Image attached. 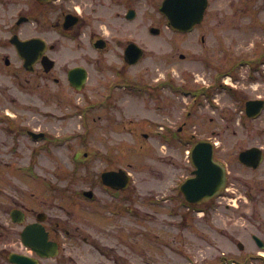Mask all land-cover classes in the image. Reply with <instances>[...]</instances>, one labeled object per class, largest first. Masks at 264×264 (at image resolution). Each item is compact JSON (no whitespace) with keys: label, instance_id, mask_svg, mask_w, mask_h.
<instances>
[{"label":"flooded vegetation","instance_id":"obj_1","mask_svg":"<svg viewBox=\"0 0 264 264\" xmlns=\"http://www.w3.org/2000/svg\"><path fill=\"white\" fill-rule=\"evenodd\" d=\"M163 2L164 0H0L1 169L11 164L10 161L16 162V159L10 160L7 157L4 159L5 155H9V153L5 154V151L12 152L25 141L37 142L48 139L46 130H41L40 127L32 124L36 119L40 121L41 116L48 117L50 112L41 109L43 104L46 106L65 102L73 97V92L85 90L90 80V71H94L96 76L100 77L96 79L97 84H104L107 76H115L116 82L130 84L136 82V68L144 58L145 50L151 44L160 45L163 49V46L170 44V35L186 38L196 31L200 35V48H205V31L198 32V30L205 26L208 13L210 14V0H208L209 4L203 21L193 26L188 32L178 31L170 26L169 15L161 9ZM178 9L179 16L185 17V9L180 7ZM210 18H213L215 23L217 13H211ZM210 33L214 36L217 30ZM214 44L217 45L216 38ZM139 48L143 56L139 61H134ZM179 58L184 60L185 57L180 54ZM165 63L171 65L169 61ZM244 66L247 73L245 82L249 86H252L253 82L262 86L264 84V53L260 57L257 56V59L246 58L243 60ZM164 71L167 77L172 75L168 69ZM214 81V84L210 80L211 83L204 82L199 87L190 89L195 91L197 96L192 99L193 105L197 102V107H200L203 100H207L212 109L217 108L216 104H213L216 103L214 98L217 94L216 85L220 88L224 87L223 83L216 79ZM169 83L170 80L167 78L162 82V86L168 87ZM79 86L83 88L78 89ZM236 91L235 88L233 93L237 94ZM110 97L111 95L107 97V100ZM255 99H264V97L258 94L247 97L245 93L243 99L241 98L245 120L256 121L264 112V110L261 111L256 118L247 116L250 110L246 109V104ZM100 102L101 110L105 111L108 107L107 101ZM192 109L193 107L186 112L188 116L192 114ZM245 126L248 138H251L253 134L256 135V130L252 126L247 123ZM192 137L194 136L186 137L181 127L173 129L168 126L162 132L161 138L167 150H174L177 154V162L166 159L169 161L168 166H172V170H176V173L173 176H167L160 174V170L149 171L152 177L160 176L162 184H159L156 193L153 191L148 193V198L142 201L143 208L147 209L144 212L139 213L133 206L138 201V194L132 179L124 181L123 178L117 177L114 185L126 187L115 189L105 184L103 175L107 171H115L119 168H104L100 172L98 178L100 190L102 193L109 194L111 199L117 200L118 203L102 204V200L98 203L93 200L88 202L99 212L95 210L93 212L98 215L97 221L90 216L85 219L87 224L97 226V236L87 233L81 238L82 244L88 247L87 259L95 258L97 264H138L135 226H138L139 220H143L142 217L146 215L152 221L155 216L150 210L162 207L163 211L160 215H163V227L170 228L168 230L172 231V236L166 235V238H161L160 242L157 235L151 232L144 234L147 238L142 239L145 243L140 251L145 258L142 264H197L202 258L204 261L200 264H264V216L262 214L257 213L259 216L257 219L261 224L258 228L261 230L262 237L251 233V242L244 244L228 228L231 224L219 225L215 222L218 214L230 213L242 217L245 215L243 218L247 224L255 226L248 218L247 212H236L230 207L222 209L215 206L216 202H220L217 198L223 196L226 187L210 201L201 203V199L197 198L194 204L186 202L185 180L193 177L195 170L186 152L195 145ZM10 141L13 142L11 147ZM217 148L218 145L213 147L215 160H218ZM252 148L261 150L262 160L256 168L245 165L243 167L249 171H261L260 177L264 179V145H250L244 150ZM170 157L172 158L173 155ZM107 159L113 161L112 156ZM162 162L166 167L165 160ZM227 180L228 176H226V186ZM247 184L249 190L244 195L246 202L248 200L254 202L256 199L252 191L254 188L250 181ZM161 188L166 191L161 193L164 196L154 200L160 197L157 193L161 192ZM22 193L16 190L10 195L0 190V264H10L11 254H27L38 258L22 243V233L28 224L42 220L47 240L58 244L59 255L64 252L59 235L62 233L61 236L64 239L74 237V234L71 235L67 229H61L60 233V223L55 222L56 219L49 217L44 211L26 206L25 196ZM155 194L157 195L154 196ZM198 194L200 197V193ZM233 196V194L230 195V200H233ZM122 215L131 216L136 221L135 225L130 224V229L126 226L122 227L118 222ZM151 221L146 220V223H152ZM235 224L232 222V225ZM201 231L206 232L208 236H203ZM190 232H194L193 238L187 234ZM211 234L214 241L211 240ZM256 236L260 242H257ZM226 245L227 249H225ZM230 245L235 246L236 252L228 249ZM69 248L74 250L75 247ZM41 250L47 253L45 249ZM201 250H204V253H201ZM64 257H67L65 264H79L71 255L66 256L62 253L56 258ZM208 258L211 259L206 260ZM56 262L63 264L58 259Z\"/></svg>","mask_w":264,"mask_h":264},{"label":"rangeland","instance_id":"obj_2","mask_svg":"<svg viewBox=\"0 0 264 264\" xmlns=\"http://www.w3.org/2000/svg\"><path fill=\"white\" fill-rule=\"evenodd\" d=\"M210 4L206 24L198 30L205 31V48H200V35L196 31L186 38L170 35V44L163 49L151 44L136 68V82L130 84L116 82L115 76H107L104 84H97L96 79L100 77L90 71L85 90L73 92V97L65 102L43 104V111L55 115L41 116L40 121L36 119L32 124L46 130L48 139L25 141L16 150L5 151L9 155L3 158L16 159V162L10 161L8 166L0 167V190L10 195L16 190L23 192L26 206L42 210L56 219L55 222L60 223L59 231L67 229L74 234L73 238L64 239L60 231L59 241L64 247L62 253L71 255L79 264H97L95 258L87 259L88 247L82 244L81 238L87 233L97 236V226L87 224L85 219L90 216L97 221L98 210L87 202L82 192L91 189L96 203L99 200L102 204L118 203L109 194L102 193L98 178L104 168H121L129 172L135 182L138 194V201L133 204L135 210L139 213L146 211L142 201L148 198V193H156L162 184L161 177H152L149 171L160 170V174L167 176L176 173L166 159L177 162V154L174 150H167L161 138L168 126L173 129L181 127L186 137L210 139L218 145L216 158L226 165L228 180L224 194L217 198L220 202L215 206L245 211L255 226L247 224L243 218L245 215L226 212V215L218 214L215 222L231 224L228 228L244 244L251 242V233L261 235L257 213L264 216V179L260 177L261 171L244 168L238 161V154L250 145H264V112L256 121L245 120L241 101L245 93L247 97L256 94L264 97V84L258 86L253 82L249 86L245 82L247 73L242 63L246 58L257 59L264 53V0H210ZM213 12L217 13L216 24L210 18ZM216 30L217 34L212 36L210 32ZM180 54L184 55V60L179 58ZM168 61L171 67L166 65ZM165 69L172 74L170 77L166 76ZM167 78L169 86L163 87L162 82ZM213 78L223 84L229 82L237 94L216 85V103L213 104L217 108L212 109L208 101L203 100V105L197 107L196 102L192 114L186 116L192 97L179 90L199 87L210 80L214 84ZM109 95L111 97L107 100ZM102 100L108 104L105 111L100 107ZM246 123L256 130V135L251 138L247 137ZM12 145L10 141L9 146ZM83 153L87 155L83 156ZM111 156L113 161L106 160ZM248 181L254 188L256 199L247 203L244 195L249 190ZM161 189L157 193L160 197L154 200L164 196L161 193L166 191ZM231 194L233 200H230ZM161 211L162 207L153 208L150 210L155 216L152 221L146 215L135 226L138 264L145 260L140 254L145 246L142 239L147 238L144 234L151 232L159 237L160 242L166 235L172 236L170 228L163 227ZM146 220L152 223H146ZM118 222L130 229V224L135 225L136 221L129 215H122ZM232 222L236 224L232 225ZM187 234L194 237V232ZM201 234L208 236L204 231ZM211 240L214 241L213 234ZM71 246L75 247L74 250L69 248ZM228 249L236 252L235 246L230 245ZM200 252L204 253V250ZM57 259L67 263V257ZM203 261L204 258L198 263ZM44 263L58 264L56 259Z\"/></svg>","mask_w":264,"mask_h":264},{"label":"water","instance_id":"obj_3","mask_svg":"<svg viewBox=\"0 0 264 264\" xmlns=\"http://www.w3.org/2000/svg\"><path fill=\"white\" fill-rule=\"evenodd\" d=\"M167 5L178 7H195L197 10L193 13L192 17L182 19L175 13L171 16V23L177 27L178 29L188 30L193 24L201 21L203 16V12L206 7L205 0H165L164 7ZM140 55V54H139ZM263 101H251L250 106L252 107H262ZM256 109V108H255ZM258 111V109H257ZM211 145L207 141H200L196 145L193 150V162L197 166V171L195 172L197 177L188 181V188L190 189V194L187 193V200L192 202L194 199V189H197V192L204 196H212L215 194L223 185H224V170L215 161L212 159ZM253 150H248L245 152H241L239 155V159L241 162L257 166V161L252 162L249 160V154H251ZM256 160V159H255ZM108 175H112L114 173H107ZM47 236L40 224H32L28 225L24 232L22 233L23 243L30 247L33 251L37 252L41 257H53L57 254L56 244L47 242ZM42 248L48 251V253L42 252ZM14 264H38L36 260L20 255H13L10 259Z\"/></svg>","mask_w":264,"mask_h":264}]
</instances>
